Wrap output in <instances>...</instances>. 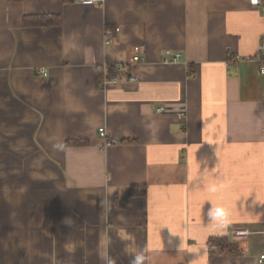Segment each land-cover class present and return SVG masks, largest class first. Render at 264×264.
<instances>
[{"label": "crops", "instance_id": "0c3cea01", "mask_svg": "<svg viewBox=\"0 0 264 264\" xmlns=\"http://www.w3.org/2000/svg\"><path fill=\"white\" fill-rule=\"evenodd\" d=\"M84 1L0 0V264H264L263 7Z\"/></svg>", "mask_w": 264, "mask_h": 264}, {"label": "built area", "instance_id": "2783aa9c", "mask_svg": "<svg viewBox=\"0 0 264 264\" xmlns=\"http://www.w3.org/2000/svg\"><path fill=\"white\" fill-rule=\"evenodd\" d=\"M97 0H85L84 2L86 3H94L96 2ZM251 4L254 5V6H262L263 9H264V0H250ZM118 31V28L117 29H108L107 32H106V43L109 44L113 41V39L115 38V35ZM166 54L167 55H172L173 53L171 52V50H166ZM181 57V54H175L174 57H173V61L174 62H178L179 59ZM244 59L243 56H241L240 54H233V55H230L227 59V65L228 66H232V65H235V64H238L239 62H241L242 60ZM169 58H166L165 59V62H169ZM260 67H259V71H260V74L264 75V43H262V47H261V54H260ZM118 71L120 73H124L125 70H124V67L121 66V67H118ZM128 79L130 81H138V76L136 75H130L128 77ZM118 81V78L117 77H113L111 79H104V81L102 82V84L104 85V87L110 83H116ZM165 110L164 107H161V108H158L157 111L158 112H163ZM99 132L100 134L103 136V137H106L107 136V132L105 130V128L101 127L99 129ZM119 141L116 140V139H108L106 140V143H105V146H110L112 144H116L118 143ZM253 233L252 229L249 227V226H237V227H234L231 231V238H232V241L233 242H240L242 240H245L247 239L249 236H251ZM264 259V255H261V260Z\"/></svg>", "mask_w": 264, "mask_h": 264}, {"label": "trees", "instance_id": "16d2710c", "mask_svg": "<svg viewBox=\"0 0 264 264\" xmlns=\"http://www.w3.org/2000/svg\"><path fill=\"white\" fill-rule=\"evenodd\" d=\"M59 21V16L54 14L30 15L24 18V24L28 26H46L58 24ZM123 76H126L128 78L130 76V73L127 71H125L124 73H120L118 71V67L113 65L107 66L106 68L101 67L98 75L99 87L104 88V85L102 84L104 79L117 77L119 80ZM132 192L133 194L135 193V186L132 187ZM208 247L210 253L212 254L238 255L240 252H242V248L239 243L231 242L229 238L225 236L211 237L208 242Z\"/></svg>", "mask_w": 264, "mask_h": 264}, {"label": "clouds", "instance_id": "9594fccd", "mask_svg": "<svg viewBox=\"0 0 264 264\" xmlns=\"http://www.w3.org/2000/svg\"><path fill=\"white\" fill-rule=\"evenodd\" d=\"M134 264H143L142 256L141 255H137L136 256V259L134 261Z\"/></svg>", "mask_w": 264, "mask_h": 264}]
</instances>
